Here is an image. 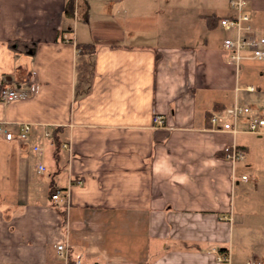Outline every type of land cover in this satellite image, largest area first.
Returning <instances> with one entry per match:
<instances>
[{"label": "crops", "instance_id": "crops-1", "mask_svg": "<svg viewBox=\"0 0 264 264\" xmlns=\"http://www.w3.org/2000/svg\"><path fill=\"white\" fill-rule=\"evenodd\" d=\"M246 11L264 30V0ZM236 13L230 0H0V90L28 92L0 93V123L32 125L24 141L0 132V264H62L59 243L83 264H264V133L209 120L236 102L264 117V68L252 82L224 49L218 19ZM77 42L97 45L78 98Z\"/></svg>", "mask_w": 264, "mask_h": 264}, {"label": "built area", "instance_id": "built-area-1", "mask_svg": "<svg viewBox=\"0 0 264 264\" xmlns=\"http://www.w3.org/2000/svg\"><path fill=\"white\" fill-rule=\"evenodd\" d=\"M230 4L237 10V13L233 16H222L218 19L219 25L231 32V36H227L224 39V49L229 57V61L237 66H240L243 61L246 51L250 52V55L257 59H264V35H262L251 23V16L246 11L247 0H230ZM250 57V56H249ZM37 84H31V90L35 91ZM254 85H247V91H255ZM1 98L6 102L16 100L20 97L26 96L27 91L13 89L9 86H2ZM255 111V112H254ZM227 120L234 124V132H251L261 135L264 133V117L259 110H254L250 106L242 105L238 102L226 107L224 110L214 111L210 117V121L213 124H219ZM241 120H245L243 123L245 126L240 127ZM153 123L157 127L165 125V118L163 115L155 114L153 117ZM222 127V126H221ZM32 125L23 123L17 134L10 131L4 124L0 123V132L5 134L7 140L18 139L24 141L28 138ZM45 135L52 136L51 131H46ZM35 150H39V146L34 147ZM246 156V151L243 147L233 146L227 150L225 157L233 162L243 160ZM46 166L41 164L39 171H46ZM243 180H248L247 175L242 176ZM51 198L55 201H60L68 204L69 195L64 193L61 189H57L52 193ZM58 254L63 260L62 264H83V259L80 255H73L69 243L56 244ZM228 260L226 256L219 257V261ZM244 264H263L261 260L249 259Z\"/></svg>", "mask_w": 264, "mask_h": 264}, {"label": "trees", "instance_id": "trees-1", "mask_svg": "<svg viewBox=\"0 0 264 264\" xmlns=\"http://www.w3.org/2000/svg\"><path fill=\"white\" fill-rule=\"evenodd\" d=\"M72 41V40H70ZM77 84L75 87V96L78 98L84 94H87L93 83L95 76V54L97 52V45L95 43L77 42ZM226 107L217 105L216 110H224ZM213 112H209V120ZM54 144L58 146V140L55 139L54 133H52ZM58 188H51V196ZM64 190V189H61ZM60 213L64 215V212L60 210Z\"/></svg>", "mask_w": 264, "mask_h": 264}, {"label": "rangeland", "instance_id": "rangeland-1", "mask_svg": "<svg viewBox=\"0 0 264 264\" xmlns=\"http://www.w3.org/2000/svg\"><path fill=\"white\" fill-rule=\"evenodd\" d=\"M262 35H264V30L262 29V28H259V27H255ZM229 36H231L232 35V33L230 32L229 34H228ZM245 56H247L246 58H244L243 59V61H242V66H241V75L243 76V77H248V78H250V79H252V82H254V80H255V78H256V80L258 79V77H259V74H260V71L261 70H263V68H264V59H257V58H254V57H252L251 55H250V52L249 51H246V53H245ZM250 56V57H249ZM256 83H258V82H256ZM248 105L249 106H251V108L252 109H254V110H256L257 111V109H256V107H254L253 106V104L251 103V102H248ZM255 112V111H254ZM261 114H262V111H259ZM244 137L246 136V134L245 135H243ZM245 160V159H244ZM244 160H241V161H239L240 163V165L242 164H244ZM243 171H245V173L247 174L248 172H247V170H243ZM43 173H45V172H43ZM248 175V174H247ZM238 189V188H237ZM63 203V202H62ZM64 204H66V203H64ZM63 216V215H62ZM64 217V216H63ZM85 264H90L91 262H92V260H85Z\"/></svg>", "mask_w": 264, "mask_h": 264}]
</instances>
